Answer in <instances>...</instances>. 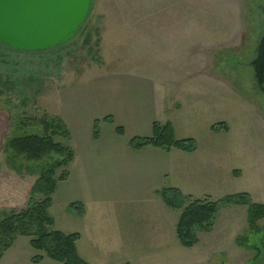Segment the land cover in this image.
I'll list each match as a JSON object with an SVG mask.
<instances>
[{
  "label": "rangeland",
  "instance_id": "rangeland-1",
  "mask_svg": "<svg viewBox=\"0 0 264 264\" xmlns=\"http://www.w3.org/2000/svg\"><path fill=\"white\" fill-rule=\"evenodd\" d=\"M256 1L93 0L81 32L59 49L26 54L0 48V211L25 208L37 176L27 175L24 167H40L17 159L22 174L8 168L2 145L14 125L18 136L42 135L30 121L56 116L63 96L75 93L74 102L79 101L92 78L108 72L143 75L164 87L198 88L203 93L199 101L174 117L181 127L177 136L193 140L198 150L188 162L193 180H184V188L211 202L246 193L253 203L264 204V96L253 87L251 67L245 69ZM219 123H225L227 131L212 133L210 127ZM164 209L137 205L118 211L128 222L114 223L118 231L113 233L121 234L129 224L135 235L144 232L146 247L111 254V262L264 264V219L256 224L259 231H250L245 207L221 209L212 231L198 235V243L189 249L181 247L175 229L167 227L159 237L165 246L156 250L155 236L141 227L152 222L136 217L168 213L167 225L172 227L180 212ZM69 213L56 204L50 209L53 230L71 232ZM28 242L16 238L0 264H32L31 258L40 254ZM39 264L57 263L43 259Z\"/></svg>",
  "mask_w": 264,
  "mask_h": 264
},
{
  "label": "crops",
  "instance_id": "crops-1",
  "mask_svg": "<svg viewBox=\"0 0 264 264\" xmlns=\"http://www.w3.org/2000/svg\"><path fill=\"white\" fill-rule=\"evenodd\" d=\"M92 79L81 91L79 101L74 102L75 93L63 96L56 114L70 133L69 146L74 158L67 179L57 183L49 211L55 204L67 210L71 204L82 205V216L70 210L66 215L71 223L68 233L79 235L78 255L88 264H121L111 262L110 255L128 253L132 248L144 249L146 236L144 232L135 235L129 224H124L125 231L121 234H114L118 231L113 230L114 223L128 222V217L122 218L118 211L128 212L130 206L154 205L164 212L156 193L162 188H174L183 195L202 198L184 188V180H193L194 171L188 168V162L198 153L197 147L194 153L184 154L150 147L132 151L127 143L132 138L151 137L154 123H169L174 137L185 139L177 136L181 127L176 125L174 117L184 106H194L203 93L194 85L164 87L155 79L133 73L108 72ZM106 118L111 122L104 121ZM95 121L99 130L97 140L92 138ZM116 128L121 129V135L116 133ZM136 219L152 222L141 227L155 236L156 250L165 246L159 237L165 235L167 227L170 231L176 225V222L172 227L167 225L168 213H141Z\"/></svg>",
  "mask_w": 264,
  "mask_h": 264
},
{
  "label": "trees",
  "instance_id": "trees-1",
  "mask_svg": "<svg viewBox=\"0 0 264 264\" xmlns=\"http://www.w3.org/2000/svg\"><path fill=\"white\" fill-rule=\"evenodd\" d=\"M254 8L253 15L256 17L250 26L253 31V33L251 32L252 42L250 43V57L245 62V69L248 66L250 68L249 60L254 57V50L264 24V14L262 13L264 0L256 1ZM245 69L243 68V72ZM251 79L253 87L257 88L253 76ZM105 120L111 122L110 119L106 118ZM31 123L41 129L42 135L22 133L18 136L14 125L12 132L5 137L2 145V150L7 155L6 164L16 174L21 175L23 168L22 165H15L17 159L27 163H38L40 167L32 169L28 168V165L24 167V172L27 175L30 173L37 176L29 189L25 208L16 213L0 211V261L15 239L23 237L29 239V247L40 254L31 258L32 264H39L43 259L57 264H88L80 258L76 250L79 235L76 233L63 234L53 230V219L49 214L52 195L56 190L57 183L67 179L68 167L74 158V153L69 146L70 133L65 123L56 116L45 115L39 120L30 121ZM210 131L212 133L226 132L227 126L225 123H219L211 126ZM116 133L121 135V129L116 128ZM98 137V121H95L92 138L97 140ZM127 144L132 151L150 147L164 151L174 149L184 154H192L196 150L193 140L176 139L169 123L164 125L154 123L151 137L132 138ZM9 153L11 156H8ZM44 160H48V163L41 165ZM56 171H60L58 176ZM156 193L165 207L180 212L175 225V238L178 244L186 249L192 248L198 243V235L208 234L212 231L221 209L245 207L247 210L246 221L250 231H259L256 224L264 219V204L253 203L246 193L225 196L215 202H211L208 198L193 199L174 188H162ZM68 209L76 216H82L84 213L80 204H71Z\"/></svg>",
  "mask_w": 264,
  "mask_h": 264
},
{
  "label": "water",
  "instance_id": "water-1",
  "mask_svg": "<svg viewBox=\"0 0 264 264\" xmlns=\"http://www.w3.org/2000/svg\"><path fill=\"white\" fill-rule=\"evenodd\" d=\"M92 9L93 0H0V47L26 54L55 51L80 33ZM250 67L264 96V24Z\"/></svg>",
  "mask_w": 264,
  "mask_h": 264
}]
</instances>
